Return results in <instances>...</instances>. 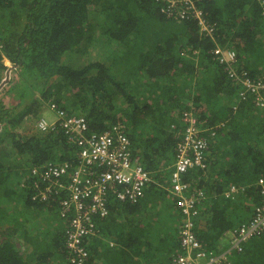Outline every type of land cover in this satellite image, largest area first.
Returning <instances> with one entry per match:
<instances>
[{
    "label": "trees",
    "instance_id": "16d2710c",
    "mask_svg": "<svg viewBox=\"0 0 264 264\" xmlns=\"http://www.w3.org/2000/svg\"><path fill=\"white\" fill-rule=\"evenodd\" d=\"M203 6L217 43L232 47L251 77H264L258 2L205 0ZM94 40L113 46L106 59L64 60ZM186 46L198 55L184 56ZM213 46L195 21L164 17L155 0H0V264H75L67 258L60 210L66 191L54 186L46 200L32 198L40 180L29 174L32 167L76 162V147L60 127L43 132L35 126L48 101L67 115L84 116L89 132L125 123L132 153L162 184L175 170L184 134L180 116L192 101L208 166L206 176L196 169L183 175L206 195L195 219L198 240L217 251L227 230L251 218L260 199L255 182L264 176V112L246 94L240 99L241 88L212 60ZM154 182L135 204L109 194L108 215L92 216L98 236L84 238L89 257L83 264H139L138 257L146 263L156 254L163 262L179 250L182 219L170 197L171 206L150 222L154 202L168 195ZM230 185L245 190L230 198ZM230 264H264V236L232 251Z\"/></svg>",
    "mask_w": 264,
    "mask_h": 264
},
{
    "label": "built area",
    "instance_id": "2783aa9c",
    "mask_svg": "<svg viewBox=\"0 0 264 264\" xmlns=\"http://www.w3.org/2000/svg\"><path fill=\"white\" fill-rule=\"evenodd\" d=\"M203 1L155 0L164 17L197 23L200 36L213 40L214 46L209 51L212 60L223 68L231 84L241 88L240 99H244L246 94L264 112V77H251L239 64L236 51L228 45L217 43L215 24L208 19ZM256 1L264 22V0ZM191 51L190 56L198 55V49L191 48ZM47 106L53 112V118L47 120L41 116L35 121L36 128L46 132L60 127L68 142L76 147V162H47L32 167L29 174L40 177V180L34 181L37 191L32 198L46 200L54 186L66 191V197L60 201V210L67 221V258L72 263L83 264L89 257L84 238L95 236L98 231L92 216L97 214L105 218L108 215L109 194L119 201L135 204L154 181L141 165L139 156L132 153L125 123L116 122L104 131L89 132L84 116L67 115L51 101L47 102ZM188 106L191 109L183 110L180 116L184 134L176 153L175 170L170 173L167 184L154 182L167 191L181 216L179 250L168 260L156 264H230L231 252L239 249L244 241L264 236V176L258 177L255 182L260 199L252 206L251 218L232 229L227 246L220 245L218 251L207 249L195 234V218L203 207L206 195L201 187L183 177L191 169L201 171L202 176H206L208 169L202 155L203 148H207L206 141L199 136L196 124L199 117L192 101L188 102ZM25 178H22L21 184ZM50 179H61L63 182L51 183ZM244 190L245 187L230 185L225 195L234 198Z\"/></svg>",
    "mask_w": 264,
    "mask_h": 264
},
{
    "label": "rangeland",
    "instance_id": "374dc122",
    "mask_svg": "<svg viewBox=\"0 0 264 264\" xmlns=\"http://www.w3.org/2000/svg\"><path fill=\"white\" fill-rule=\"evenodd\" d=\"M161 27H163V26H161ZM94 37H96L98 39H102V37H100L99 35H96ZM191 48L192 47L186 46V47H184L181 50V53L184 56H187V55L191 54V52H192ZM80 49L81 50L75 56H73V57H71L69 59H67L65 57L64 60L66 62L69 61V62H71L73 64L79 65V64H81V63H83L84 61H87V60H91L92 61V60H101L102 58L106 59L108 57V55L111 54V52L114 50L113 46L112 47L109 46V45L102 46L100 44V42L97 41V40H94V42L92 44H88L87 46H82V48H80ZM4 62H5L6 65L12 66L11 62H9L7 59H5ZM42 107H43L44 110H43L41 116L46 118L47 120H49V119L51 120L53 118V112L50 111L49 109H46L45 106H42ZM33 123H34V120L29 121L26 124V128L24 130H26L27 132L30 131L31 130L30 127H31V125ZM169 197L170 196L168 194V195H166V199H162L163 202H161V201L154 202V203H158L159 205L154 210H149V215L148 216L150 217V222H152V218H153L154 215L156 216V214L163 213L166 209H168V207H166V206H169V207L171 206V203L168 201ZM146 201L153 202V199L152 200H145V202L143 203L144 205H145ZM160 203H164V204H160ZM143 218L147 219V217H143ZM55 219L56 220H60L58 217H55ZM122 223H125V222H122ZM231 231H232V229L231 230H227L225 232L224 237L221 239L220 245L227 246V244H228V242H229V240L231 238V236H230ZM246 241H244L242 244H244ZM242 244H241V246H242ZM218 250L219 249H217V251Z\"/></svg>",
    "mask_w": 264,
    "mask_h": 264
},
{
    "label": "crops",
    "instance_id": "0c3cea01",
    "mask_svg": "<svg viewBox=\"0 0 264 264\" xmlns=\"http://www.w3.org/2000/svg\"><path fill=\"white\" fill-rule=\"evenodd\" d=\"M135 221H136V220H135ZM135 221H134V222H135ZM136 222H137V221H136ZM136 222H135V223H136ZM96 236H98V235H96ZM103 237H104V236H100V239H102L103 242H109V244L112 243L111 241L104 240ZM106 239H107V238H106ZM110 245H112V244H110ZM112 246H113V245H112ZM103 247H104V245H103ZM152 256L154 257V255H152ZM157 256H158V254L155 255V257H154L155 260H154V261H152V258H150V261H149V262H146V263L142 262V260H141L142 258L138 257V258L140 259V263H139V264H156L155 262H158V263H159V261H157V260H158ZM138 258H137V260H139ZM167 260H168V259H167ZM164 261H165V260H163V262H164Z\"/></svg>",
    "mask_w": 264,
    "mask_h": 264
},
{
    "label": "clouds",
    "instance_id": "9594fccd",
    "mask_svg": "<svg viewBox=\"0 0 264 264\" xmlns=\"http://www.w3.org/2000/svg\"><path fill=\"white\" fill-rule=\"evenodd\" d=\"M188 56H190V55H188ZM193 58V57H192ZM238 62H239V60H238ZM240 64V63H239ZM241 65V64H240ZM243 67V66H242ZM244 68V67H243ZM249 99H251L250 97H248ZM251 101H252V99H251ZM253 102V101H252ZM254 104V103H253ZM256 107V106H255Z\"/></svg>",
    "mask_w": 264,
    "mask_h": 264
}]
</instances>
